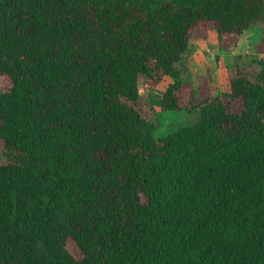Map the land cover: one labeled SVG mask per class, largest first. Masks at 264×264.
<instances>
[{
  "label": "trees",
  "instance_id": "trees-1",
  "mask_svg": "<svg viewBox=\"0 0 264 264\" xmlns=\"http://www.w3.org/2000/svg\"><path fill=\"white\" fill-rule=\"evenodd\" d=\"M203 22L227 47L264 0H0V264H264V66L180 105ZM140 77L195 120L156 134Z\"/></svg>",
  "mask_w": 264,
  "mask_h": 264
},
{
  "label": "rangeland",
  "instance_id": "rangeland-1",
  "mask_svg": "<svg viewBox=\"0 0 264 264\" xmlns=\"http://www.w3.org/2000/svg\"><path fill=\"white\" fill-rule=\"evenodd\" d=\"M264 24H257L245 29L236 42L229 41L227 47L219 48L221 43L215 39L214 25L211 22H203L195 25L190 30V39L177 66L181 69L182 84L176 91L180 105L186 106L188 99L194 102L220 91H228V78L225 64L239 62L249 71L258 72L259 67L264 66V39L262 38ZM170 81L168 77L159 82H152L146 77H140L136 81L139 101L132 103L141 115L157 129L156 134H162L178 122H190L195 120V111H181L171 115L167 111H160L159 98L162 91ZM10 79L6 75H0V90L7 88ZM152 104L154 105L152 107ZM239 98L230 101L229 106L239 109ZM155 111L159 112L160 123H157ZM252 155L257 156L255 153ZM3 160L0 147V162ZM67 247L77 258L81 256L78 247L68 238Z\"/></svg>",
  "mask_w": 264,
  "mask_h": 264
}]
</instances>
